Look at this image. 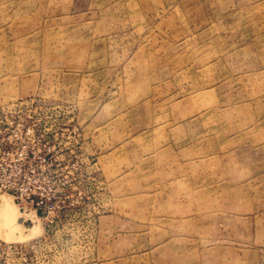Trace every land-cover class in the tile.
<instances>
[{"label":"rangeland","instance_id":"rangeland-1","mask_svg":"<svg viewBox=\"0 0 264 264\" xmlns=\"http://www.w3.org/2000/svg\"><path fill=\"white\" fill-rule=\"evenodd\" d=\"M7 198L0 264H264V0H0Z\"/></svg>","mask_w":264,"mask_h":264},{"label":"bare ground","instance_id":"bare-ground-1","mask_svg":"<svg viewBox=\"0 0 264 264\" xmlns=\"http://www.w3.org/2000/svg\"><path fill=\"white\" fill-rule=\"evenodd\" d=\"M3 198V197H2ZM5 200V199H4ZM1 201H3V200H1ZM11 206H9V204H8V198H7V201H3V203L1 204V206H0V215H2V216H5V215H7V214H9V212L11 211ZM13 210H14V208H13ZM12 210V211H13ZM15 211V210H14ZM14 211H13V213H14ZM15 215V214H14ZM9 217V216H8ZM22 224V223H21ZM20 224V225H21ZM38 231V230H37ZM35 232V231H34ZM33 232V233H34ZM33 235V234H32Z\"/></svg>","mask_w":264,"mask_h":264}]
</instances>
